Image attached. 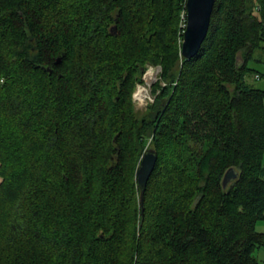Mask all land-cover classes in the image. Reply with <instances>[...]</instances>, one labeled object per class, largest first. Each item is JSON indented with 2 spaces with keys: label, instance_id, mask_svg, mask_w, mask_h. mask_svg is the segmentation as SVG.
Here are the masks:
<instances>
[{
  "label": "trees",
  "instance_id": "1",
  "mask_svg": "<svg viewBox=\"0 0 264 264\" xmlns=\"http://www.w3.org/2000/svg\"><path fill=\"white\" fill-rule=\"evenodd\" d=\"M185 4L0 0V264H258L264 0H215L191 59Z\"/></svg>",
  "mask_w": 264,
  "mask_h": 264
},
{
  "label": "water",
  "instance_id": "2",
  "mask_svg": "<svg viewBox=\"0 0 264 264\" xmlns=\"http://www.w3.org/2000/svg\"><path fill=\"white\" fill-rule=\"evenodd\" d=\"M215 0H186V24L183 32L181 54L186 59L193 58L200 50L208 33L211 15ZM110 32H116V26L110 28ZM61 62L58 57L55 64ZM157 161V154L152 149L144 151L136 169V180L140 190V203L143 205V195L149 177L151 176ZM237 174L233 169L225 172L222 185L225 187Z\"/></svg>",
  "mask_w": 264,
  "mask_h": 264
},
{
  "label": "rangeland",
  "instance_id": "3",
  "mask_svg": "<svg viewBox=\"0 0 264 264\" xmlns=\"http://www.w3.org/2000/svg\"><path fill=\"white\" fill-rule=\"evenodd\" d=\"M182 27H183V25H182ZM250 65L252 67L256 68L258 70L259 74L262 75L259 79L249 78L250 82L256 88H259V89L264 90V65L263 64L257 65V64H254V63H251ZM150 67H154V69H158V71H155L154 73L153 72L152 73L151 72H148L147 73V76H146V83H147V85L148 84H151L150 86H148L151 100H149L150 98H146L143 101H139V100H135L134 99V93L136 92L137 87L139 85L144 84V83H136L135 88H134V91H133V94H132V100H133V103H134V108L139 113V115H141V113L144 112L145 108L150 103H152L153 100H154V98H155V96L152 95V93H151V87L158 80V77H159V73H160L161 68L159 66H152L150 64H147L142 79L145 77V74H146L147 70ZM150 75H153V78L155 77V79L153 80V82L151 81L152 78H150ZM143 81H144V79H143ZM141 88L142 89H145V92H143V93H140L139 92L138 93V97L139 98L143 97L147 93V91H148L147 86H145L144 88L143 87H141ZM262 160H263V164H264V155H263V159ZM0 181H1V179H0ZM257 224H258V226H257ZM263 224H264V220L257 221V223H256V231L262 232V231H260V230H262V229H260L261 228L260 225H263ZM254 254H255L256 259L258 260V264H264V247H261L259 250H256Z\"/></svg>",
  "mask_w": 264,
  "mask_h": 264
},
{
  "label": "built area",
  "instance_id": "4",
  "mask_svg": "<svg viewBox=\"0 0 264 264\" xmlns=\"http://www.w3.org/2000/svg\"><path fill=\"white\" fill-rule=\"evenodd\" d=\"M153 71H158V69H154V67H150V68L147 70V72H146V74H145V77L143 78V79H144V84L139 85V86L137 87L136 92L134 93V99H135V100L143 101V100L146 99V98H150V93H149V88H148V86H150L151 84H148V85H147V83H146V76H147V73H148V72H151V73H152ZM154 79H155V77H154V78L152 77L151 81L153 82ZM152 82H151V83H152ZM143 85H144V86H143ZM145 86H147L148 91H147V93H146L143 97L139 98V97H138L139 89H140L141 87L144 88ZM149 100H151V98H150Z\"/></svg>",
  "mask_w": 264,
  "mask_h": 264
},
{
  "label": "bare ground",
  "instance_id": "5",
  "mask_svg": "<svg viewBox=\"0 0 264 264\" xmlns=\"http://www.w3.org/2000/svg\"><path fill=\"white\" fill-rule=\"evenodd\" d=\"M154 72H155V71H153V73H154ZM152 77H153V75H150V78H152ZM139 92H140V93H143V92H145V89L140 88V89H139Z\"/></svg>",
  "mask_w": 264,
  "mask_h": 264
},
{
  "label": "crops",
  "instance_id": "6",
  "mask_svg": "<svg viewBox=\"0 0 264 264\" xmlns=\"http://www.w3.org/2000/svg\"><path fill=\"white\" fill-rule=\"evenodd\" d=\"M257 226H258V224H257ZM260 227H261L260 229H262L260 231H262L261 233H263L264 232V230H263L264 229V224L263 225H260Z\"/></svg>",
  "mask_w": 264,
  "mask_h": 264
}]
</instances>
